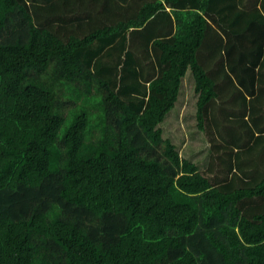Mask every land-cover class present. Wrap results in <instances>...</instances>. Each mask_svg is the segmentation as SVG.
<instances>
[{
  "label": "trees",
  "instance_id": "16d2710c",
  "mask_svg": "<svg viewBox=\"0 0 264 264\" xmlns=\"http://www.w3.org/2000/svg\"><path fill=\"white\" fill-rule=\"evenodd\" d=\"M0 264H264V0H0Z\"/></svg>",
  "mask_w": 264,
  "mask_h": 264
},
{
  "label": "rangeland",
  "instance_id": "374dc122",
  "mask_svg": "<svg viewBox=\"0 0 264 264\" xmlns=\"http://www.w3.org/2000/svg\"><path fill=\"white\" fill-rule=\"evenodd\" d=\"M196 101L193 78L188 70L181 81L175 107L165 115L159 127L162 137L174 144L179 156L205 171L210 160L211 134L197 128ZM210 177L213 179L211 175Z\"/></svg>",
  "mask_w": 264,
  "mask_h": 264
},
{
  "label": "crops",
  "instance_id": "0c3cea01",
  "mask_svg": "<svg viewBox=\"0 0 264 264\" xmlns=\"http://www.w3.org/2000/svg\"><path fill=\"white\" fill-rule=\"evenodd\" d=\"M179 94V93H178ZM177 102V101H176ZM175 107V106H174Z\"/></svg>",
  "mask_w": 264,
  "mask_h": 264
}]
</instances>
